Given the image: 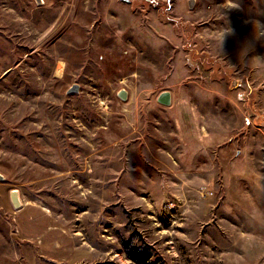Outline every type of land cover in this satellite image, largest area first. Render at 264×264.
Returning a JSON list of instances; mask_svg holds the SVG:
<instances>
[{
	"label": "rangeland",
	"instance_id": "1",
	"mask_svg": "<svg viewBox=\"0 0 264 264\" xmlns=\"http://www.w3.org/2000/svg\"><path fill=\"white\" fill-rule=\"evenodd\" d=\"M0 175L11 264H264V0H0Z\"/></svg>",
	"mask_w": 264,
	"mask_h": 264
},
{
	"label": "water",
	"instance_id": "2",
	"mask_svg": "<svg viewBox=\"0 0 264 264\" xmlns=\"http://www.w3.org/2000/svg\"><path fill=\"white\" fill-rule=\"evenodd\" d=\"M128 1V0H123ZM190 4V3H189ZM79 91V86L77 84H73L68 90V93H77ZM118 96L121 99H126V92L124 90L119 91ZM157 101L164 105H170L171 99H170V92L164 91L159 94ZM3 177L0 175V179ZM11 201L15 206H18V202H16V191H12L11 193Z\"/></svg>",
	"mask_w": 264,
	"mask_h": 264
},
{
	"label": "crops",
	"instance_id": "3",
	"mask_svg": "<svg viewBox=\"0 0 264 264\" xmlns=\"http://www.w3.org/2000/svg\"><path fill=\"white\" fill-rule=\"evenodd\" d=\"M170 99H171V95H170ZM6 187H7V183H4L2 181V179H0V201L5 196L6 192H8L10 195V191ZM19 202H20V200H19ZM21 207H22V204H21ZM3 253L4 252H0V264H11L10 255L5 256Z\"/></svg>",
	"mask_w": 264,
	"mask_h": 264
},
{
	"label": "bare ground",
	"instance_id": "4",
	"mask_svg": "<svg viewBox=\"0 0 264 264\" xmlns=\"http://www.w3.org/2000/svg\"><path fill=\"white\" fill-rule=\"evenodd\" d=\"M16 202H18V205H19V201H18V197L16 196Z\"/></svg>",
	"mask_w": 264,
	"mask_h": 264
}]
</instances>
